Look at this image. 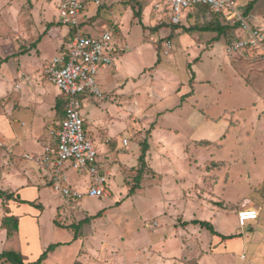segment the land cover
Segmentation results:
<instances>
[{"label": "crops", "instance_id": "1", "mask_svg": "<svg viewBox=\"0 0 264 264\" xmlns=\"http://www.w3.org/2000/svg\"><path fill=\"white\" fill-rule=\"evenodd\" d=\"M16 1L19 6L14 8L12 2ZM28 1H31L34 9L38 11L36 16L30 13L33 6L23 11L24 0H0V29L3 30V34L0 35V52H6V47L12 48L9 56L14 55L15 61H17L9 76H0V140L2 141L0 149H4L3 153L13 158L11 166L18 172L12 179L13 189L11 193L14 194L15 199L9 200L8 205L9 215L19 218L16 234L19 240L16 247L24 255L31 253L32 257L25 261L32 262L37 260L45 250L34 246L35 240L40 238L41 218L47 204L50 209L55 210L53 222L55 224L57 222L56 225L59 226L63 225L59 216L64 212V207L74 203L59 195V198L63 200L53 203L50 193L46 190L50 189L54 193L56 192L45 183L35 160L26 157V154L39 155L43 152L45 144L50 141V130L56 127L64 117L66 98L49 80L46 68L52 59L60 55L66 48L72 32L70 27L59 21L56 14L48 13L50 3L53 0ZM134 1L138 2V0ZM94 6L91 3L87 4L85 14L82 17V26L89 34H100L103 30L97 32L93 26H88L90 19L88 12ZM196 7L199 6L185 10L182 16L184 17L183 20L193 16L192 12L195 11ZM94 9L95 13L100 14V7ZM207 9L209 8H200L201 11L193 16L195 17L194 23L184 27V31L187 32L210 33L209 36H196L183 42L184 46L181 51L185 56L190 57L189 51L194 50L192 52L193 60L195 56L200 58L195 48L204 43L210 46L213 54L220 55L222 49H225L228 54V43L222 38V35L225 34L226 38L227 33L232 30L240 29L242 31L243 35L239 38L247 35V31L239 28V25L233 29L234 26L227 23L224 16L220 14L215 15L213 13L211 18L208 15L205 18L203 13ZM22 12L24 13L22 14ZM158 12L161 14L159 19L163 17L168 19L163 23L164 25L153 28L155 32L163 27L179 26V24L171 22L168 12L156 10V14ZM13 17L16 18V22ZM253 18L256 19L255 21L260 20ZM119 21L118 19L117 23ZM226 24H230L232 27L222 29L221 26H226ZM149 26L145 25L146 28ZM111 27L108 26L106 29ZM221 30L222 34L219 33ZM171 31L170 29L168 32L162 33L161 36L154 37L153 40L156 45L163 47L162 44L168 41L165 39L171 36ZM180 32L182 30H178V33L176 31L177 34ZM216 32L218 35L211 37ZM117 39L125 48L117 56L112 66L101 67L98 80L105 97L113 98L115 96L114 99L120 105H123L121 103L123 96L129 97L126 109L132 110L136 115L135 121H139L136 122L137 128H135L134 137L136 141L138 140L139 145L134 151H131L132 154L124 155L120 159L118 157L120 154L116 153L112 144L114 137L111 132H114L115 129H112L111 124L106 125L104 120L97 122L95 118L89 117L91 115L88 107L83 112L86 118L87 136L98 150L102 169L109 175L124 174L128 167L137 171L140 165L139 158L142 154L141 147L147 141L148 149L145 162L148 165L147 172L152 173L153 180L159 183L158 180L164 177V173L168 176L169 170L161 173L156 165L162 166L163 163L169 162L167 164L172 167L176 164L177 157L178 161L188 164L189 173H187L190 174L193 170V163L198 160L194 158L195 153H193L192 147L196 149L210 146L222 147L224 145L212 137H204L203 125L220 118V115H214L210 111H199L196 108L200 105V99L208 96L210 92L207 91L202 97H199L194 87L186 86L187 84L173 73H169L166 76V81H163V68H160L159 62L152 66L153 69L155 68V74L147 77L146 68L140 67V64H135L133 59L127 56L126 50L129 48L127 37L124 35L117 37ZM231 42L229 40V43ZM54 50L56 52L51 56L48 52ZM228 56L235 58H228L230 67L234 64L243 66L244 76L249 82L248 84L252 82L250 87L260 94L256 101L253 100L250 103V106L253 109L261 105L258 109H262V115H260L264 118V44L261 48L246 49L235 55L228 54ZM216 65L213 66L214 69H217ZM24 74L28 76L29 81L21 78ZM192 78L194 80L195 76ZM186 81L188 82V80ZM220 92L222 91L219 90ZM87 96L89 95L83 96V103L84 101L87 102ZM194 96L197 99L195 105L189 103L188 100ZM212 103L213 106L219 105V98L214 99ZM148 111H153L150 115L152 118L155 117L154 122L147 121L149 114L146 112ZM140 115L143 116L142 121L137 119ZM132 118L134 119V117ZM237 122H233V124H237ZM118 124L121 123L117 122ZM233 124H230V128ZM125 126L124 124L123 129L126 128ZM201 142L207 143L202 145ZM193 160L195 162H192ZM223 161L207 159L205 166L212 165L211 169L215 170V164ZM197 167L201 172H197L196 177L192 180L188 177H182L179 164L175 168L173 167L176 173L173 172V178L182 184L179 190L180 200L171 199L170 213L164 211L167 215L160 230L145 241L148 243V248L142 249L141 252L134 255V260L138 264H264V198L258 201L245 199L244 202L248 205L247 207H254L258 210L259 215L257 218L249 220L253 222L250 224L251 230L239 231L236 229L237 215L231 216L230 211L227 212V209H223L225 203L222 199H225V196H217L218 194L214 192L213 186L218 176L213 171L208 172V168L204 171L202 165ZM67 171L74 185L80 189L86 188L87 177L71 168H68ZM206 174L212 176L211 182L208 184L204 181ZM152 184H155V181ZM163 184L165 185V179ZM209 186L210 188L212 186V191L211 193L207 192L206 198L198 195L202 188ZM221 194L224 195V191H221ZM18 199L23 202L18 201ZM175 204L176 206L179 205L180 211L176 209ZM71 206L83 207V202H80V205ZM209 219L213 221L211 222ZM198 220L210 222L217 233L195 223ZM166 221L171 222V226L164 225ZM178 221H181L182 224H177ZM224 236L231 237L224 238ZM31 242L34 248H31ZM139 247L141 249V244Z\"/></svg>", "mask_w": 264, "mask_h": 264}, {"label": "rangeland", "instance_id": "2", "mask_svg": "<svg viewBox=\"0 0 264 264\" xmlns=\"http://www.w3.org/2000/svg\"><path fill=\"white\" fill-rule=\"evenodd\" d=\"M250 1L238 0V8L244 10ZM155 2L156 0H138V2L132 0H104L103 5L99 6L100 14L95 13L94 8H99L97 6H94L92 10L89 9L88 26H93L97 32L104 31L108 26H114L110 29L115 31L116 37L125 35L129 45L126 50L127 56L131 57L135 64H140V67L146 68L147 77L155 74V68L153 69L152 66L159 62L160 68H163V81H166V76L169 73H173L181 78L187 84L186 86L194 87L199 97H202L207 91L210 92L208 96H205L202 100L200 99V105L196 108L199 111H210L214 115H220V118L203 125L204 137H212L215 141L224 145L222 147L210 146L196 149L192 147L193 150H191L195 153L194 158L198 160L193 163V170L190 174H188V164L178 161V157L176 158V164L172 167L167 164L169 162L163 163L162 166L156 165L161 173L169 170L168 176L164 173V177H161L162 180H158L159 183L153 180L154 177L151 172H147V162L139 173L138 169L136 171L128 167L124 174L109 175L108 197H87L81 201L83 207L71 206L76 205V203L65 206L64 212L59 216L63 225L57 226V222L56 224L53 222L55 210L50 209L47 204L41 218L40 238L35 240L34 247L46 250L52 243H59V245L48 253L42 264H138L134 260V255H137L142 249L148 248V243L145 241L160 230L167 215L164 211L170 213L171 199L180 200L179 190L182 184L173 178V167L175 168L177 164L180 166L182 177H188L191 180L196 177L197 172H201L200 169H197V166L202 165L204 171L208 168V172H215L218 178L214 182V192L218 194L217 196H225V199L222 200L225 207H227H223V209H227V212L230 211L231 216L237 215V230H251L250 224H253V222L246 221L245 225L242 226L239 223L238 212L243 208H247L248 205L244 202L245 199L258 201L264 198V118L261 116L262 109H258L261 105L253 109L250 106V103L253 100L256 101L260 94L250 87L252 82L248 84L249 82L244 76L243 66L234 64L230 67L228 58H235L228 56L225 49H222L220 55H216L211 52L210 46L204 43L195 48L200 58L195 56L196 59L194 58V60L192 59L194 50L189 51L190 57L185 56L181 51L185 40L196 36L206 37L210 35V33L201 31L193 33L184 31L185 26L194 23L195 17L193 16L201 11L202 6L196 7L195 11L192 12L193 16H189L186 20H183L184 17H182L179 26L163 27L155 32L153 28L164 25L163 23L168 19L167 17L159 19L161 14L159 12L156 14ZM12 3L14 8L19 6L17 1ZM23 5V11L33 6L31 1L28 0H24ZM50 5L48 13L53 12L59 18V9L55 1H52ZM138 10H141L140 16L137 13ZM30 13L36 16L38 11L33 6ZM94 13L95 15H92ZM203 15L205 18H207V15L211 18L213 12L207 9ZM248 15L264 22V0H258ZM13 19L16 22V18L13 17ZM118 19L120 21L117 23ZM140 19L142 20L140 21ZM145 25L150 26L146 28ZM236 27H233V29ZM170 29L172 30L170 32L171 36L165 40L170 41L173 47L166 55L163 47L157 46L153 39ZM178 30H182V32L177 34ZM4 32H6V29H4ZM217 32L213 33L211 37L218 35ZM2 34L3 30L0 29V35ZM242 35L240 29H235L227 33L226 38L225 34L222 35V38L229 46V40L231 42ZM3 47L5 48V45ZM11 50L12 48L9 47L8 49L6 47V52H0V76H9L17 62L14 55L9 56ZM55 52L54 50L48 53L52 56ZM215 64H217V69L213 68ZM193 76H195L194 80ZM219 90L222 92L219 93ZM114 98L116 97H105V93L101 97L89 95L87 96V102L84 101L83 103L82 112L89 107L88 110L91 115L89 117L95 118L97 122L104 120L106 125L111 124L112 129H115L114 132H111L114 137L112 144L116 153L120 154L118 157L121 159L124 155L132 154L131 151H134L139 145L138 140L136 141V138H134L135 128H137L136 122L139 121H135L136 115L132 110L126 109L129 100L127 95L121 98L123 105L118 104V101L116 102ZM217 98H219L220 103L213 106L212 101ZM188 100L189 103L194 105L197 103L196 96ZM193 107L195 108V106ZM144 109L146 111V108ZM148 112H146L149 114L147 121L154 122L155 117L152 118V115H150L153 111ZM137 119L142 121L143 116L140 115ZM238 120L240 122H237ZM117 122L121 124L117 125ZM233 122H237V124H233ZM231 123L233 125L230 128ZM124 124L126 125L125 129H123ZM124 139H127L126 143L123 142ZM3 151L4 149H0V191L4 192L3 195L0 194V252L17 249L16 246L19 240L17 236L8 238L7 229L2 226V219L10 214L9 200L6 195L11 193L13 189L12 179L18 174L15 171L16 169L11 166L13 158L8 154H4ZM207 159L225 161L217 162L214 170L211 169L212 165L205 166ZM174 174L176 173L174 172ZM205 177L206 184L211 182L212 176L206 174ZM164 179L165 185L163 184ZM154 181L155 184H152ZM132 187L134 190L131 193ZM46 191L50 193L53 203L63 200L50 189ZM211 191L212 186L211 188L210 186L208 188L204 187L198 192V195L206 198L207 192L211 193ZM221 191H224V195L221 194ZM174 206L180 211L178 209L179 205L176 206L175 204ZM99 212L101 213L97 215ZM178 214L180 215V213ZM86 216L89 217V222L80 229L78 228V238L75 239L77 229L69 226L78 224L79 220ZM209 221L212 222L213 220L209 219ZM178 223L182 224L181 221H178ZM164 225L171 226V222L166 221ZM32 244L31 242V248H34ZM17 250L20 252L19 248ZM22 255L25 260L32 257L31 253ZM246 255H248L247 252ZM0 264L12 263L4 262Z\"/></svg>", "mask_w": 264, "mask_h": 264}, {"label": "built area", "instance_id": "3", "mask_svg": "<svg viewBox=\"0 0 264 264\" xmlns=\"http://www.w3.org/2000/svg\"><path fill=\"white\" fill-rule=\"evenodd\" d=\"M59 9V21L70 27L66 48L55 56L46 68L49 80L65 96V113L58 125L50 130V141L39 155L26 154L38 164L45 183L60 197L80 205L87 197H108L109 174L104 172L99 162V153L88 138L86 118L82 112L83 96L101 97L103 90L98 80L102 66H112L124 46L118 41L113 29L100 34H89L82 26V17L87 4L100 6L103 0H53ZM195 6H206L213 13L224 16L225 21L247 31V35L233 40L227 47L230 55L246 49H256L264 44V22L255 21L244 10L238 8L237 0H156L155 8L168 12L171 22L180 24L185 10ZM164 54L172 48L170 41L163 42ZM21 78L29 81L27 75ZM126 143L127 140L125 139ZM0 145L2 141L0 140ZM68 168L87 177L86 188L74 185ZM259 212L254 207L238 212L239 223L257 218ZM157 224V222H156Z\"/></svg>", "mask_w": 264, "mask_h": 264}, {"label": "trees", "instance_id": "4", "mask_svg": "<svg viewBox=\"0 0 264 264\" xmlns=\"http://www.w3.org/2000/svg\"><path fill=\"white\" fill-rule=\"evenodd\" d=\"M134 1V0H132ZM258 0H251L244 8V13L246 15L249 14V12L253 9L254 7V4L257 2ZM202 7H205L207 8L206 6H202ZM139 14V16L141 15V10H138L137 12ZM229 25V26H228ZM239 24L236 23L234 24L233 26L236 27L238 26ZM229 27H232L230 26V24H226V26H221L222 29H227ZM220 34H222V30L220 31ZM202 145H205L207 142H201ZM142 154L139 158L140 160V166L138 168V173L139 171H142L143 170V167L145 166L146 164V151L148 149V143L147 141H145L143 144H142ZM134 190V188L132 187L131 188V193L132 191ZM0 194H4V192L0 191ZM6 198L8 200H11V199H15L14 198V194L13 193H7L6 195ZM18 201L20 202H23L21 201L20 199H18ZM101 212L97 213V215H99ZM87 222H89V217H86L85 219L79 221L78 224H72L70 225L69 227H75L77 230H76V233H75V236L74 238L77 239L78 238V228L80 229L84 224H86ZM195 223H199L201 224L203 227H207L208 229H210L213 233H217L216 230L214 229L213 225L210 223V222H207V221H195ZM18 224H19V218L14 216V215H6L3 219H2V226L3 228L7 229V236L8 238L12 237V236H16L17 232H18ZM231 237V236H229ZM227 236H224V238H229ZM59 245V243H52L50 244L46 250L43 251V253L39 256V258L35 261H32V262H26L22 253L18 252L17 250H14V249H11V250H3L0 252V263H4V262H10L12 264H42V262L44 261V259L47 258L48 256V253L55 249V247H57Z\"/></svg>", "mask_w": 264, "mask_h": 264}]
</instances>
